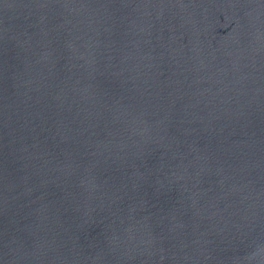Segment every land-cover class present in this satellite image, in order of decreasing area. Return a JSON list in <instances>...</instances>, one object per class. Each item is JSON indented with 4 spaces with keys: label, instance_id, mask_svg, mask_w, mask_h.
Returning a JSON list of instances; mask_svg holds the SVG:
<instances>
[{
    "label": "water",
    "instance_id": "95a60500",
    "mask_svg": "<svg viewBox=\"0 0 264 264\" xmlns=\"http://www.w3.org/2000/svg\"><path fill=\"white\" fill-rule=\"evenodd\" d=\"M0 264H264V0H0Z\"/></svg>",
    "mask_w": 264,
    "mask_h": 264
}]
</instances>
